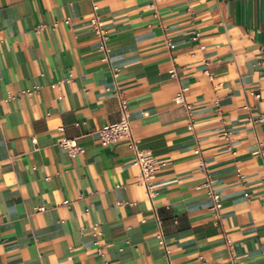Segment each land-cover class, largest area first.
<instances>
[{
    "label": "crops",
    "instance_id": "crops-1",
    "mask_svg": "<svg viewBox=\"0 0 264 264\" xmlns=\"http://www.w3.org/2000/svg\"><path fill=\"white\" fill-rule=\"evenodd\" d=\"M201 263L264 264V0H0V264Z\"/></svg>",
    "mask_w": 264,
    "mask_h": 264
},
{
    "label": "built area",
    "instance_id": "built-area-1",
    "mask_svg": "<svg viewBox=\"0 0 264 264\" xmlns=\"http://www.w3.org/2000/svg\"><path fill=\"white\" fill-rule=\"evenodd\" d=\"M96 5H92L91 16L89 18V26L91 27L93 33L96 35L99 41V48L106 51V40L108 39V30L101 16L96 12ZM65 24L70 23V19L66 18L63 21ZM181 89L176 96L174 101L176 103L185 104ZM115 95L119 103V113L120 119L116 122L108 123L100 128L96 129V133L100 140L101 145L108 146L117 143L121 140H126L128 147L133 151L134 158L132 164L137 166L138 172L136 177L140 181L146 190L149 197L153 196V190L151 186V179L154 176L155 171L158 167L163 164L164 160L155 159L149 151L142 150L138 147V141L133 137L131 131V122L129 118V110L126 99L122 96L120 91H116ZM258 96V94H256ZM188 107V105H186ZM262 121V117L259 118ZM223 135H227V132H223ZM61 145L67 149L69 153H76L82 150L80 146L72 139H64L61 141ZM206 185L208 187L207 196L211 200L210 209L218 214L221 209V196L215 191L210 182L207 181ZM204 264V263H201Z\"/></svg>",
    "mask_w": 264,
    "mask_h": 264
}]
</instances>
